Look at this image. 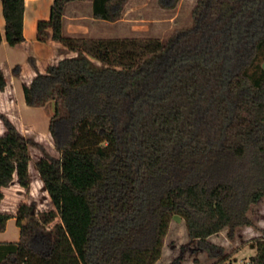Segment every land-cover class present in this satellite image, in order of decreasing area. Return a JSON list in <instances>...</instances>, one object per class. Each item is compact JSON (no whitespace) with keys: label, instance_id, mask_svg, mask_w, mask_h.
<instances>
[{"label":"trees","instance_id":"obj_1","mask_svg":"<svg viewBox=\"0 0 264 264\" xmlns=\"http://www.w3.org/2000/svg\"><path fill=\"white\" fill-rule=\"evenodd\" d=\"M72 1L54 0L38 38L76 55L24 85L29 106L54 102L50 133L60 156L0 113V202L15 181L30 190L35 146L54 205L38 215L33 204L19 205L21 236L0 241V264H156L176 214L190 239L226 260L210 238L255 227L249 211L264 197V0H197L192 24L166 39L69 36ZM89 1L94 18L116 22L130 0ZM2 2L16 45L25 40V0ZM179 2L159 0L167 9ZM11 217L0 212V232ZM261 231L247 264H264Z\"/></svg>","mask_w":264,"mask_h":264},{"label":"crops","instance_id":"obj_2","mask_svg":"<svg viewBox=\"0 0 264 264\" xmlns=\"http://www.w3.org/2000/svg\"><path fill=\"white\" fill-rule=\"evenodd\" d=\"M53 3L54 0H25L23 24L25 40L16 45H11L6 38V20L3 2L0 0V30L3 34V41L0 44V68L4 71L7 79L6 88L0 90V112L6 114L23 134L34 135L38 141L46 144V148L51 154L55 155L53 153V150L56 149L55 142L50 133L51 116L54 113L55 104L50 102L44 107L29 106L24 92V85L29 84L38 71L45 73L49 65L55 64L67 56L76 55V51L69 49L61 41L52 38L42 41L38 38L39 23L50 19ZM81 4H85L89 8L87 14L82 12L79 7ZM122 20L124 17L116 22ZM97 21L109 22L93 17L92 5L89 0L72 1L66 6L63 31L73 37H113L101 34L90 35L92 28L90 24ZM31 58L35 60L37 69L32 65ZM17 67L20 68L19 74L14 72ZM5 133L6 127L0 118V135ZM30 173L32 182L29 194L17 181L3 188L4 198L0 202V212L10 213L12 217L8 220L6 229L0 232V241H17L20 239L21 228L15 217L17 209L21 203L31 204L33 201H37L35 188L38 187L37 183L41 182L44 185V182L32 160ZM34 177H36L37 183L34 182ZM46 192L50 202H52L47 190ZM259 227L264 229L263 225H259ZM7 230H9L10 237H13L12 240L5 238L7 236H2V234H6Z\"/></svg>","mask_w":264,"mask_h":264},{"label":"rangeland","instance_id":"obj_3","mask_svg":"<svg viewBox=\"0 0 264 264\" xmlns=\"http://www.w3.org/2000/svg\"><path fill=\"white\" fill-rule=\"evenodd\" d=\"M196 2L197 0H180L176 8L167 9L160 5L159 0H130L125 8L124 20L116 23L110 21L91 22L90 35L166 39L176 29L192 24V10ZM79 7L85 14L89 12V8L85 4H81ZM32 137L37 140L34 135ZM44 145L47 147L46 144ZM31 153L32 161L35 164L43 155L42 151L35 146H31ZM53 153L60 156L57 149H54ZM36 180L34 177L35 183H37ZM37 185L38 187L35 188L37 201L31 203L36 207V215L54 208L53 203L48 198L45 186L41 182ZM30 190H26L28 194ZM249 216L254 220L256 226L239 228L234 239L228 238L226 230L210 238L212 242L223 245L225 248L227 259L220 260L210 257L206 250L200 248L197 240L190 239L184 219L178 214L174 215L164 240L162 256L156 264H169L176 258L182 259L183 264H247L250 258L256 254V244L262 235L259 225L264 226V197L251 207ZM58 221L60 219L56 218L49 226L52 227ZM5 233L2 236H7L5 238L9 240L13 239L10 237L9 230ZM254 246L255 249H253Z\"/></svg>","mask_w":264,"mask_h":264},{"label":"water","instance_id":"obj_4","mask_svg":"<svg viewBox=\"0 0 264 264\" xmlns=\"http://www.w3.org/2000/svg\"><path fill=\"white\" fill-rule=\"evenodd\" d=\"M45 189H46V187H45Z\"/></svg>","mask_w":264,"mask_h":264}]
</instances>
